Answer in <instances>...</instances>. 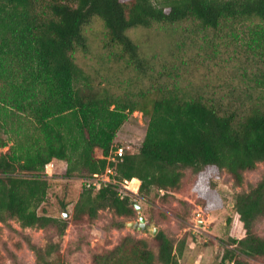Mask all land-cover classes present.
<instances>
[{
	"label": "trees",
	"instance_id": "16d2710c",
	"mask_svg": "<svg viewBox=\"0 0 264 264\" xmlns=\"http://www.w3.org/2000/svg\"><path fill=\"white\" fill-rule=\"evenodd\" d=\"M96 19L107 47L117 49L143 79L148 67L131 31L192 22L200 31L242 37L246 62L256 72L245 89L249 99H235L233 93L195 96L162 83L138 98L81 85L84 74L76 58L87 51L86 29ZM135 112L148 118L147 132L138 152L126 153L116 178L140 180V201L151 206L161 194L180 191L190 172L211 185L205 196L212 203L203 200L204 208L220 209L214 180L227 172L241 186L246 172L264 164V0H0V134H12L14 141L0 155V224L17 221L23 229L58 231L57 241L45 248L27 240L37 264H60L56 255L70 224L39 213L51 187L46 166L66 162L67 177L104 173L118 131ZM6 146L0 137V147ZM133 198L121 197L111 185L86 189L73 219L94 223L109 211L119 230L138 219L140 201ZM232 204L221 264H252L246 259L264 257V237L255 232L264 219V176L249 192L236 193ZM155 239L157 255L147 241L128 235L114 249L95 254L93 264H181L183 240L176 243L163 232Z\"/></svg>",
	"mask_w": 264,
	"mask_h": 264
},
{
	"label": "rangeland",
	"instance_id": "374dc122",
	"mask_svg": "<svg viewBox=\"0 0 264 264\" xmlns=\"http://www.w3.org/2000/svg\"><path fill=\"white\" fill-rule=\"evenodd\" d=\"M130 35L147 63L148 78L143 79L133 68L128 67L126 61L118 57L117 49L107 47L104 27L96 19L86 29L87 51L78 52L76 58L84 74L80 84L92 85L95 90L109 88L117 95L129 94L137 98L143 93L142 90L156 91L162 83L178 85L195 96L217 99L233 93L235 99H249L245 89L254 82L256 72L252 64L246 62L249 52L242 37L234 39L222 33L214 34L211 30L200 31L198 25L192 22L155 25L152 29L131 31ZM139 113L129 117L114 141L115 145H130V153L138 152L147 132L148 118ZM12 136L8 133L0 134L1 139L7 143L6 147H0V155L14 144ZM97 155L103 158L100 151H97ZM67 166L66 162L57 160L46 166L45 173L51 187L47 200L39 209L40 214L70 221L60 253L56 255L60 264H93L95 254L114 249L128 235L144 239L149 249L155 255L158 254L159 245L155 237L147 231L128 226L139 218L125 221L119 230L114 227L116 219L109 211L101 212L94 223L86 217L73 219L74 207L86 190V173L67 177ZM185 175L180 191L161 194L151 206L144 201L138 205L141 206L146 222L155 223L159 233L163 232L176 243L182 240L185 242L180 256L181 264H221L228 247L227 219L233 215L228 207H232L236 193L249 192L257 186L264 176V164L260 163L256 170L246 172L241 186H237L227 172L215 179L214 185L221 195L223 206L213 212L203 206V200L208 203L211 201H207L205 196L210 183L205 182L203 185L190 172ZM63 202L67 204L66 209L62 206ZM197 206L204 209V217L208 221L209 228L204 232V237H195L189 230ZM66 213L69 215L67 219L64 218ZM0 226L1 264H37L36 255L27 245V240H31L37 247L45 248L48 243L58 239V231L54 228L23 229L17 221H9ZM255 232L264 237V219L256 224ZM246 260L252 264H264V257Z\"/></svg>",
	"mask_w": 264,
	"mask_h": 264
},
{
	"label": "built area",
	"instance_id": "2783aa9c",
	"mask_svg": "<svg viewBox=\"0 0 264 264\" xmlns=\"http://www.w3.org/2000/svg\"><path fill=\"white\" fill-rule=\"evenodd\" d=\"M141 115L143 116V114ZM131 150L132 149L130 145H115L110 151L109 155L106 157L108 162L106 171L102 174L97 173L90 177H86L84 179L85 188L88 190L99 191L104 186L111 185L119 188V195L121 197L129 195L132 198L134 197L133 199L137 203L138 201L142 200L140 197V180L131 179L121 182L116 178L118 165L123 162L124 156ZM208 228V221L206 220V217H204L203 209L200 206H197V208L193 211V217L189 225V230L191 231L192 235L196 237L198 235L203 236L204 232L207 231Z\"/></svg>",
	"mask_w": 264,
	"mask_h": 264
},
{
	"label": "water",
	"instance_id": "95a60500",
	"mask_svg": "<svg viewBox=\"0 0 264 264\" xmlns=\"http://www.w3.org/2000/svg\"><path fill=\"white\" fill-rule=\"evenodd\" d=\"M135 209L138 212L139 219L134 223H129L128 226L133 227L135 230L138 229L142 230L143 232L147 231L150 236L156 237L159 234V228L155 225V223L148 224L146 222L145 218L143 217L140 205L137 204ZM68 217L69 215L66 213L64 218L67 219Z\"/></svg>",
	"mask_w": 264,
	"mask_h": 264
}]
</instances>
